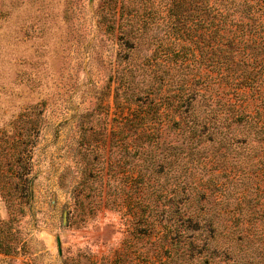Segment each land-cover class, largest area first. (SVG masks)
<instances>
[{
    "label": "rangeland",
    "instance_id": "1",
    "mask_svg": "<svg viewBox=\"0 0 264 264\" xmlns=\"http://www.w3.org/2000/svg\"><path fill=\"white\" fill-rule=\"evenodd\" d=\"M175 2L0 0V264H99L133 235L105 204L115 137L120 176L160 171L150 188L162 211L168 190L183 191V218L218 222V254L264 260L262 149L191 140L179 121L188 106L213 118L231 93L212 64L183 60ZM132 241L134 254L164 250Z\"/></svg>",
    "mask_w": 264,
    "mask_h": 264
},
{
    "label": "trees",
    "instance_id": "2",
    "mask_svg": "<svg viewBox=\"0 0 264 264\" xmlns=\"http://www.w3.org/2000/svg\"><path fill=\"white\" fill-rule=\"evenodd\" d=\"M170 4L174 8L178 2L170 0ZM194 57L207 70L212 64L218 79L230 88L231 97L222 102L227 106L211 114L213 118L205 114L199 119L190 106L183 108L185 120L182 116L179 121H184L188 138L210 143L228 137L235 143L250 144L252 149L259 147L264 153V119H259L264 114V0H183V60ZM191 93L197 94L196 91ZM243 94L245 103L239 98ZM251 97L260 105L252 108L254 112L247 103ZM173 123L178 122L173 118ZM117 139L113 138L110 144L106 172L110 193L106 194L105 204L111 201L113 209L123 210L131 217L133 235L125 239L111 258L104 257L99 264H178V257L182 256L176 249L182 246L187 263L230 264L227 253L218 254L215 247H210V240L219 228L218 222L180 215L179 196L183 191L168 190V208L164 211L153 200L156 190L150 187L154 176L158 180L159 170L120 176L115 169L116 152L112 150L116 148ZM251 142L258 145L253 146ZM151 164L152 167L159 165L156 160ZM196 193L199 189L193 194ZM173 215L175 218H171ZM136 237L152 244L157 241L164 250L161 254L149 250L134 254L132 238ZM238 238L244 237L239 234ZM232 261L231 264H264V260L254 257L247 260L235 257Z\"/></svg>",
    "mask_w": 264,
    "mask_h": 264
}]
</instances>
